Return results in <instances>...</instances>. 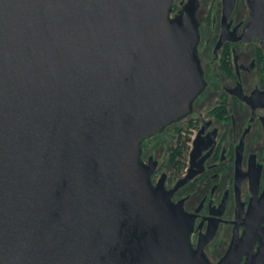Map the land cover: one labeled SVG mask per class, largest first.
<instances>
[{"label":"water","instance_id":"water-1","mask_svg":"<svg viewBox=\"0 0 264 264\" xmlns=\"http://www.w3.org/2000/svg\"><path fill=\"white\" fill-rule=\"evenodd\" d=\"M169 3L0 0V264H204L137 160L201 82Z\"/></svg>","mask_w":264,"mask_h":264},{"label":"flooded vegetation","instance_id":"flooded-vegetation-1","mask_svg":"<svg viewBox=\"0 0 264 264\" xmlns=\"http://www.w3.org/2000/svg\"><path fill=\"white\" fill-rule=\"evenodd\" d=\"M187 10L200 85L138 140L150 190L182 218L204 264H243L264 244V0H170Z\"/></svg>","mask_w":264,"mask_h":264}]
</instances>
